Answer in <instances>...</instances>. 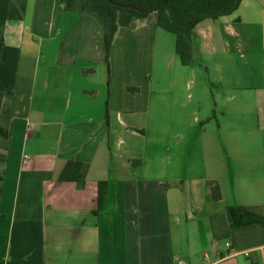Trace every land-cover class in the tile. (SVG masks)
<instances>
[{"label":"crops","instance_id":"1","mask_svg":"<svg viewBox=\"0 0 264 264\" xmlns=\"http://www.w3.org/2000/svg\"><path fill=\"white\" fill-rule=\"evenodd\" d=\"M164 34L132 21L106 65L96 20L59 0L4 24L0 264H264V227L227 210L264 215V0L196 25V64Z\"/></svg>","mask_w":264,"mask_h":264},{"label":"trees","instance_id":"2","mask_svg":"<svg viewBox=\"0 0 264 264\" xmlns=\"http://www.w3.org/2000/svg\"><path fill=\"white\" fill-rule=\"evenodd\" d=\"M64 12L92 16L102 29L104 62L108 64L109 50L119 28L128 27L134 20L155 16L156 27L174 37V52L184 66L196 64L192 56L193 30L205 20H217L238 10L242 0H59ZM26 0H0V33L6 22L19 21L25 12ZM1 44V40H0ZM133 92L134 89H128ZM2 93H0V106ZM0 138L5 134L0 131ZM2 157H0V160ZM87 166L67 162L58 182L84 186ZM213 200H220L216 183H208ZM107 184H97L96 208L99 209L106 193ZM231 230L252 225L264 227V215L254 209L229 207Z\"/></svg>","mask_w":264,"mask_h":264},{"label":"rangeland","instance_id":"3","mask_svg":"<svg viewBox=\"0 0 264 264\" xmlns=\"http://www.w3.org/2000/svg\"><path fill=\"white\" fill-rule=\"evenodd\" d=\"M164 35H166V37H168L170 39V41L172 42V44L174 43V37L171 34L166 33Z\"/></svg>","mask_w":264,"mask_h":264},{"label":"built area","instance_id":"4","mask_svg":"<svg viewBox=\"0 0 264 264\" xmlns=\"http://www.w3.org/2000/svg\"><path fill=\"white\" fill-rule=\"evenodd\" d=\"M27 157L26 156H24V159H26ZM226 246V248L227 249H229L230 248V245L229 244H226L225 245ZM177 264H183V262L182 261H178V263Z\"/></svg>","mask_w":264,"mask_h":264}]
</instances>
